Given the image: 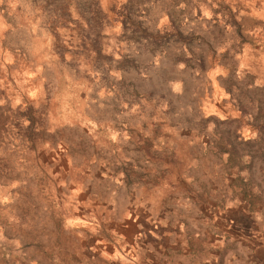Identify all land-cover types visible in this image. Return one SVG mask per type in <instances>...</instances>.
Segmentation results:
<instances>
[{"label": "rangeland", "instance_id": "374dc122", "mask_svg": "<svg viewBox=\"0 0 264 264\" xmlns=\"http://www.w3.org/2000/svg\"><path fill=\"white\" fill-rule=\"evenodd\" d=\"M0 264H264V0H0Z\"/></svg>", "mask_w": 264, "mask_h": 264}]
</instances>
